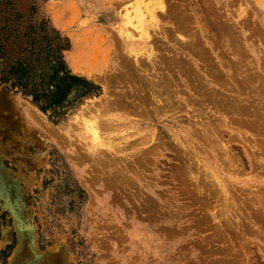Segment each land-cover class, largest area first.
<instances>
[{
    "label": "rangeland",
    "instance_id": "1",
    "mask_svg": "<svg viewBox=\"0 0 264 264\" xmlns=\"http://www.w3.org/2000/svg\"><path fill=\"white\" fill-rule=\"evenodd\" d=\"M161 1L12 0L97 90L51 116L0 86V264H264V0Z\"/></svg>",
    "mask_w": 264,
    "mask_h": 264
},
{
    "label": "trees",
    "instance_id": "2",
    "mask_svg": "<svg viewBox=\"0 0 264 264\" xmlns=\"http://www.w3.org/2000/svg\"><path fill=\"white\" fill-rule=\"evenodd\" d=\"M13 7L12 0H0V86L29 99L42 113L59 116L97 89L68 69L67 39L47 20L33 22L34 7L26 21ZM12 246L2 254L7 257Z\"/></svg>",
    "mask_w": 264,
    "mask_h": 264
},
{
    "label": "bare ground",
    "instance_id": "3",
    "mask_svg": "<svg viewBox=\"0 0 264 264\" xmlns=\"http://www.w3.org/2000/svg\"><path fill=\"white\" fill-rule=\"evenodd\" d=\"M161 0H158V4H159V6H160V8H159V11L161 12H164L165 10H164V7H162V4H161ZM163 14V13H162ZM156 21H157V14L155 13V12H153V11H150L149 12V20L148 21H146V19L141 15V13H139V14H137L136 15V17H135V22H136V26H135V29H136V33L135 34H137V36L139 37V38H141V39H143V40H146V39H148V34L150 33V30L152 29V28H155L156 27ZM125 34V37H124V39H126L125 41H128V42H130V44H128V45H130V48H132V46H134L135 45V47H136V42L137 41H134L131 37V35L129 34V33H127V32H125L124 33ZM70 38H71V42H72V45L74 46V48H75V50H77L78 49V45H79V40H78V38H75L74 36H70ZM127 44V43H126ZM127 45V46H128ZM77 54V53H76ZM66 60L69 58V56L66 54ZM135 60V62H136V59H134ZM134 62V61H133ZM75 63L76 62H74V65L72 66V68L74 69V67H75ZM137 63V62H136ZM131 64V63H130ZM77 65V64H76ZM131 65H133V64H131ZM126 71V70H125ZM126 75V74H125ZM91 77V76H90ZM89 77V78H90ZM116 81V80H115ZM110 83V82H109ZM116 93V92H115ZM107 94V93H106ZM202 98V97H201ZM9 99V98H8ZM15 99V98H14ZM158 99V98H157ZM6 101V100H5ZM4 101V102H5ZM158 101V100H157ZM100 102L102 103L103 101H102V97H101V100H100ZM105 103V102H104ZM161 103V102H160ZM163 103H165V102H163ZM94 104V103H93ZM96 104V103H95ZM156 104H158L157 102H156ZM98 105V104H97ZM102 105V104H101ZM13 106V105H12ZM88 106V105H87ZM86 106V107H87ZM154 106V105H153ZM98 107H100L99 105H98ZM7 108H9V107H7ZM90 108V107H89ZM91 108H93V107H91ZM90 108V110H92ZM97 107H95V108H93V110H95ZM258 108V107H257ZM6 109V108H5ZM81 109H83V110H80V111H86V109H84V108H81ZM7 110H10V109H7ZM97 110H100V108L98 109L97 108ZM5 111V110H4ZM26 111L28 112L29 110L28 109H26ZM141 111V110H140ZM87 112V111H86ZM89 112V111H88ZM99 112V111H98ZM102 112V111H101ZM166 113V112H165ZM2 114V113H1ZM10 114V113H9ZM11 114H13V113H11ZM28 114H29V112H28ZM32 114H34V113H32ZM32 114H30L29 115V117L31 116L32 117ZM102 114V113H101ZM36 115V114H35ZM12 117H13V115H12ZM30 117V118H31ZM33 118V117H32ZM106 118V117H105ZM11 119V118H10ZM78 119V118H77ZM9 120V119H8ZM23 120V119H22ZM3 121V120H2ZM99 121V120H98ZM106 121V120H105ZM17 122V121H16ZM76 122H78V123H81L82 121H80V119H79V121H76ZM102 122V121H101ZM3 123H4V121H3ZM20 123V122H19ZM86 123V122H85ZM83 123H81V124H79V125H82ZM102 124H104V123H102ZM21 126V125H20ZM70 126H71V124H70ZM83 126H85L86 127V124L85 125H83ZM88 126V125H87ZM95 124L94 123H91L90 125H89V127H86L85 129H86V131L84 130V132H86L85 134L86 135H94L95 134ZM74 128V127H73ZM43 129H45V128H43ZM54 131V130H53ZM203 131V130H202ZM205 131V130H204ZM49 132V131H48ZM98 132V131H97ZM58 133V132H57ZM213 133V132H212ZM51 134V133H50ZM205 135V134H204ZM207 135V134H206ZM209 135V134H208ZM95 136V135H94ZM97 136H98V134H97ZM210 138V137H209ZM95 140V139H94ZM97 140H98V138H97ZM73 141V140H72ZM76 141V140H75ZM109 141H111V140H109ZM61 142V141H60ZM68 141H66V143H67ZM62 143V142H61ZM72 144V143H71ZM73 145V144H72ZM96 145H97V143H96ZM95 145V146H96ZM3 147V146H2ZM98 147V146H97ZM217 148V147H216ZM221 148V147H220ZM96 150L98 149V148H95ZM99 150V149H98ZM97 150V151H98ZM101 151V150H100ZM97 153H100V152H97ZM104 154V153H103ZM96 155V154H95ZM98 155V154H97ZM107 155V154H106ZM90 156V155H89ZM96 157V156H95ZM109 157V156H108ZM103 159H104V157H103ZM94 161V160H93ZM101 161V160H100ZM108 161V160H107ZM84 162H86V161H84ZM95 162V161H94ZM83 163V162H82ZM98 163V162H97ZM81 164V163H80ZM104 165V164H103ZM227 166V165H226ZM104 167V166H103ZM90 171V170H89ZM87 172V171H86ZM115 172V171H114ZM121 176V175H120ZM105 179V178H104ZM113 179V178H112ZM119 179V178H118ZM125 180V179H124ZM130 181V180H129ZM121 182V181H120ZM113 183V182H112ZM111 184V183H110ZM134 184V183H133ZM22 206V205H21ZM16 229V228H15ZM17 231V230H16ZM18 232V231H17ZM27 232V231H26ZM30 232V231H29ZM28 232V233H29ZM16 233V232H15ZM33 242V241H32ZM19 252L21 253V247L20 246H18L17 247V249L16 250H14L13 251V253H12V256H10V264H14L15 263V261H16V259H17V257H18V255H19Z\"/></svg>",
    "mask_w": 264,
    "mask_h": 264
}]
</instances>
